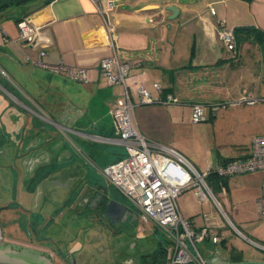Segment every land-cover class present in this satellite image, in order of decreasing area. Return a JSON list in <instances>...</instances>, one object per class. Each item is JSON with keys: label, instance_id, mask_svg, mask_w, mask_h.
Returning <instances> with one entry per match:
<instances>
[{"label": "crops", "instance_id": "crops-1", "mask_svg": "<svg viewBox=\"0 0 264 264\" xmlns=\"http://www.w3.org/2000/svg\"><path fill=\"white\" fill-rule=\"evenodd\" d=\"M108 1L26 0L0 7V70L5 72H0V115H6L14 125L9 130L4 126L0 160L9 156L5 146L11 143L13 133L17 136L13 140L14 145L18 143L16 154L22 157L26 175L40 172L39 162L34 164L33 158L38 161L39 155L48 150L50 159L60 163L59 168L46 170L49 177H55L51 188L59 192L76 174L84 172L93 177L90 165L100 171L123 152L121 145L100 139L113 134L110 110L122 97V87L108 85L97 67L102 57L112 54L111 42L119 58L133 67V87L143 86L161 98L168 94L178 97L179 103L174 105L137 104L132 121L152 143L181 154L185 151L181 141L186 126L193 123L190 115L194 103L204 104L207 119L217 105L236 97L235 89L243 79L252 81L251 89L258 90L252 98L264 97V46L259 39L251 29L243 30L236 35L233 55L218 36L222 20L229 27L248 26L264 32V0H111L114 8L107 13L111 35L100 12ZM167 5L178 7L176 18H169ZM44 7L47 10L43 12ZM23 18L40 29L29 44L19 36L18 22ZM42 49L45 53L40 55ZM40 62L83 66L88 80L74 81ZM155 82L161 86L160 93L153 87ZM249 154L250 150L238 156L217 153L214 162ZM211 184L220 195L222 209L234 213L247 234L264 239V220L258 209L264 170L231 175ZM204 202L210 209L193 218L183 214L182 204L178 206L193 229L207 225L216 232L221 226L219 216L212 210L211 199L200 204ZM28 217L21 223L22 240H7L1 247L31 249L49 261L64 264L65 253L80 246L79 235L68 238L67 245L64 241L47 243L40 236L44 217L32 213Z\"/></svg>", "mask_w": 264, "mask_h": 264}, {"label": "rangeland", "instance_id": "rangeland-1", "mask_svg": "<svg viewBox=\"0 0 264 264\" xmlns=\"http://www.w3.org/2000/svg\"><path fill=\"white\" fill-rule=\"evenodd\" d=\"M243 81L235 89V98L229 97L225 104L217 105L206 120L198 124L188 123L186 126L181 141L185 148L182 155L199 171L204 169L206 163H213L217 153L222 156H238L250 150L254 137L264 135V101L254 104L244 102V98H252L258 90L251 89L252 81ZM242 88L246 90L242 92ZM4 126L8 130L14 128L6 115H0V142ZM13 140H17L15 133L12 134L11 143L7 142L5 146L10 152L9 156L0 160V245L7 240H22L21 223L24 224L26 216L30 217L31 213L34 217L42 214L41 206H36L35 191L29 190L28 185H25V167L22 157L16 154L18 143L14 145ZM90 166L93 176L97 175L107 183L101 172ZM84 167L87 168V164ZM107 184L113 196L128 203L123 194ZM209 185L213 190V185ZM213 192L217 198L220 196L216 189ZM179 195L178 203L182 204L184 215L191 214L193 218L210 209L207 202L200 204L191 189H186ZM212 203V210L221 222L216 231L219 242L213 244L210 240H205L197 244L207 264H264V239L247 234L237 223L234 213L225 210V215L214 201ZM64 224L60 220L49 228V232L48 229L40 231V236L47 243L64 241L67 245L68 238L79 235L84 241L81 249L86 255L84 264H123L124 260L131 261L130 264H155V249L165 248L166 253L171 247V243L159 230L141 220L123 226L122 232L118 234H111L106 228L101 229L88 217L86 222L78 224L71 219ZM47 233L50 237L46 236Z\"/></svg>", "mask_w": 264, "mask_h": 264}, {"label": "built area", "instance_id": "built-area-1", "mask_svg": "<svg viewBox=\"0 0 264 264\" xmlns=\"http://www.w3.org/2000/svg\"><path fill=\"white\" fill-rule=\"evenodd\" d=\"M113 8L114 2L110 0L105 10L100 9L105 16L104 26L108 35L112 34L113 28L107 13ZM209 9L211 14L215 13L212 6ZM18 29L20 38L29 40V43L40 31L26 18L18 22ZM218 36L224 46L235 55L237 47L235 29L227 26L222 20L219 22ZM111 45L112 54L102 57L97 67L108 85L122 87V97L110 110L113 134L100 139L121 145L123 152L114 161L103 166L100 172L126 197L130 207L137 212L139 220L154 225L171 243L163 264H207L197 244L205 240H210L213 244L218 243L219 236L207 225L200 227L199 230L193 229L190 221L182 215L177 197L184 190L191 189L199 202L211 199L225 214L206 178L211 174L228 177L259 169L264 170V135L253 138L250 154L247 157L207 163L204 169L199 171L177 150L152 143L134 127L132 114L137 104L174 105L179 103V99L171 94L161 98L158 94L152 95L143 86L133 87L132 65L119 58L114 42H111ZM39 53L43 55L45 51L42 49ZM42 65L52 72H63L74 81L88 80L87 69L83 66ZM0 72L5 75L3 70ZM153 87L160 93L159 83H153ZM257 100L264 101V97L243 99L248 104H254ZM204 107V104L199 102L192 105L193 123L206 119ZM258 209L260 218L264 220V185L258 200Z\"/></svg>", "mask_w": 264, "mask_h": 264}, {"label": "flooded vegetation", "instance_id": "flooded-vegetation-1", "mask_svg": "<svg viewBox=\"0 0 264 264\" xmlns=\"http://www.w3.org/2000/svg\"><path fill=\"white\" fill-rule=\"evenodd\" d=\"M41 154V156L39 155L38 161L37 158H33V161L35 160L34 164L39 162L37 165L39 168H41L42 172L40 170V172H33L29 176L27 175L25 179L27 183L25 185H28V188L35 191L36 206H41L42 208L41 215L44 217V229H48L47 232H49V228H51L53 224L59 222L60 220H62L64 224L72 219L79 224V222L82 221L86 222V217H88L93 220V224H97V226L101 229L106 228L111 234H118L119 232H122L123 226L135 223L137 220H139L137 212L132 207H130L128 203L122 202L113 196V194L108 189L109 185L107 183L109 182L105 179L104 180L107 181V183L104 182L102 178L98 177L97 175L91 177L90 174L81 172L73 176L74 180L71 181L63 191L59 192L57 189L53 190L50 184L51 180H54L55 177H49L50 175L46 174V170L53 166L58 167L60 163L57 160L56 162L50 159L49 152L46 149L44 150V153ZM86 164L89 165V161H87ZM36 169L37 168H35V170ZM103 186L105 187L106 191L102 189ZM109 199H113L126 205L131 214H128V216L124 218L126 216L125 214H118L117 211H107L106 207ZM64 226L66 227V224H64ZM33 231L34 233H38V231L35 229H33ZM46 236L50 237L49 233H47ZM3 239L1 241H3ZM83 244L84 241L82 240L80 242V246L75 249V251H71L69 254L67 252L65 253V256L68 257L67 259L65 257L64 264L85 263V252H81V249H83ZM7 247H12L19 250L25 249L32 253L35 252L31 249L22 248L15 245H7L5 247L0 246V248ZM52 263L63 264L55 262ZM130 263L131 261L129 260H124L123 262V264Z\"/></svg>", "mask_w": 264, "mask_h": 264}, {"label": "water", "instance_id": "water-1", "mask_svg": "<svg viewBox=\"0 0 264 264\" xmlns=\"http://www.w3.org/2000/svg\"><path fill=\"white\" fill-rule=\"evenodd\" d=\"M166 9L171 12V14L169 15L170 19L176 18V16L179 13V9L175 5H167ZM46 10H47L46 7L41 9V11L43 12ZM15 11L16 9L12 10V12ZM237 29L249 30L250 27L241 26V27H237ZM22 42L29 44V40H24ZM102 189L106 191L104 186L102 187ZM106 210L110 212L117 211L118 214H125L126 216L124 218H126L128 214L129 215L131 214V212L127 209L126 205L118 201H115L113 199L108 200ZM0 264H53V263L49 261L48 258L40 254H37L36 252L32 253L25 249L19 250L12 247H7V248H0Z\"/></svg>", "mask_w": 264, "mask_h": 264}, {"label": "trees", "instance_id": "trees-1", "mask_svg": "<svg viewBox=\"0 0 264 264\" xmlns=\"http://www.w3.org/2000/svg\"><path fill=\"white\" fill-rule=\"evenodd\" d=\"M23 1H26V0H4V1L0 2V7L3 8V7H5V6L9 5V4H12V3L17 4V3L23 2ZM234 29H235V34L236 35H239V33H243L242 32L243 30H239L237 28H234ZM250 29H251L252 35L257 37L259 39V42L261 43V45L264 46V32L259 31V30L256 31L255 28H250ZM227 160H229V159H227ZM223 161H226V160H223ZM224 178L225 177H221V176H218V175H215V174H211V175H209L206 178V180L208 179V181H207L208 185L210 183H213L215 185V183H219L220 181L223 182ZM210 179H212V181H210ZM164 250H165V248H162V247H159V248L155 249V252H154V254H155V264H163V261L165 259V255H166Z\"/></svg>", "mask_w": 264, "mask_h": 264}, {"label": "clouds", "instance_id": "clouds-1", "mask_svg": "<svg viewBox=\"0 0 264 264\" xmlns=\"http://www.w3.org/2000/svg\"><path fill=\"white\" fill-rule=\"evenodd\" d=\"M76 247L78 248L79 247V244H77ZM72 250L75 251V249H72Z\"/></svg>", "mask_w": 264, "mask_h": 264}]
</instances>
